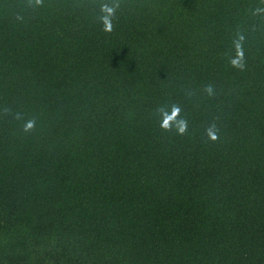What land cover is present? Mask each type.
Here are the masks:
<instances>
[{
  "label": "trees",
  "instance_id": "trees-1",
  "mask_svg": "<svg viewBox=\"0 0 264 264\" xmlns=\"http://www.w3.org/2000/svg\"><path fill=\"white\" fill-rule=\"evenodd\" d=\"M0 264H264V0H0Z\"/></svg>",
  "mask_w": 264,
  "mask_h": 264
},
{
  "label": "clouds",
  "instance_id": "clouds-1",
  "mask_svg": "<svg viewBox=\"0 0 264 264\" xmlns=\"http://www.w3.org/2000/svg\"><path fill=\"white\" fill-rule=\"evenodd\" d=\"M41 2H42V0H36L37 4H40ZM102 11L107 13V15L102 17V22L104 24V30L106 32H111L112 31L111 17L114 15L115 9L112 7H109L108 5H104L102 8ZM237 47L239 48V45H237ZM242 60H243V53H242V51H239L238 52V58L232 60V65L234 67H239L242 70L244 67ZM207 91L209 92V94H211L212 89L210 86L208 87ZM172 113H173V115H177L179 113V107L174 105L172 108ZM164 115H165V119H164L161 127L167 131H171L172 126L169 123V118H167V113H164ZM178 125H179L178 134L183 135L187 130V120L182 119V120L178 121ZM34 126H35V121L30 120L26 123L24 130L29 131V130L33 129ZM206 134L210 137V139L212 141H217L218 137H219V130L216 128L215 125H212L207 129Z\"/></svg>",
  "mask_w": 264,
  "mask_h": 264
}]
</instances>
